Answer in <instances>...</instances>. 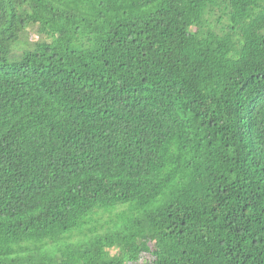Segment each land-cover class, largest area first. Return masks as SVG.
<instances>
[{"label":"trees","instance_id":"16d2710c","mask_svg":"<svg viewBox=\"0 0 264 264\" xmlns=\"http://www.w3.org/2000/svg\"><path fill=\"white\" fill-rule=\"evenodd\" d=\"M0 264H264V0H0Z\"/></svg>","mask_w":264,"mask_h":264},{"label":"rangeland","instance_id":"374dc122","mask_svg":"<svg viewBox=\"0 0 264 264\" xmlns=\"http://www.w3.org/2000/svg\"><path fill=\"white\" fill-rule=\"evenodd\" d=\"M25 39L27 41H29L30 43L38 41V40H46L45 37H40L39 35H37L36 28L29 29L26 36H25ZM47 41H49V40H47ZM23 47L24 46L22 45V43L17 45L16 52L18 53L19 51H21V49Z\"/></svg>","mask_w":264,"mask_h":264}]
</instances>
